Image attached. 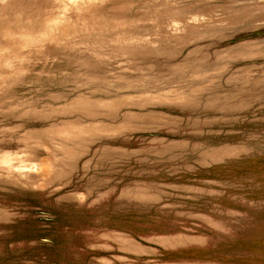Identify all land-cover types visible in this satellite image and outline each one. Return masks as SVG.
I'll return each instance as SVG.
<instances>
[{
	"label": "rangeland",
	"instance_id": "374dc122",
	"mask_svg": "<svg viewBox=\"0 0 264 264\" xmlns=\"http://www.w3.org/2000/svg\"><path fill=\"white\" fill-rule=\"evenodd\" d=\"M0 264H264V0H0Z\"/></svg>",
	"mask_w": 264,
	"mask_h": 264
}]
</instances>
